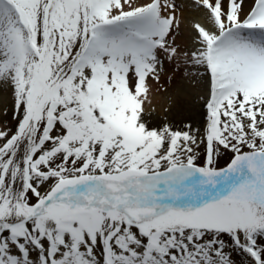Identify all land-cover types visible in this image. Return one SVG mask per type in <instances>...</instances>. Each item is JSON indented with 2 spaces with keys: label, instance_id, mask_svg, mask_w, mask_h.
<instances>
[{
  "label": "snow or ice",
  "instance_id": "1",
  "mask_svg": "<svg viewBox=\"0 0 264 264\" xmlns=\"http://www.w3.org/2000/svg\"><path fill=\"white\" fill-rule=\"evenodd\" d=\"M188 6L0 0V264H264V0H191L192 49ZM165 63L203 129L150 126Z\"/></svg>",
  "mask_w": 264,
  "mask_h": 264
},
{
  "label": "bare ground",
  "instance_id": "2",
  "mask_svg": "<svg viewBox=\"0 0 264 264\" xmlns=\"http://www.w3.org/2000/svg\"><path fill=\"white\" fill-rule=\"evenodd\" d=\"M177 2L181 3L182 6L189 5L185 8L184 16L187 17L188 20L182 23V35L179 38V42L188 49H192L195 47V44L193 40V33L190 30V24L188 21L199 20L201 23H204V19L202 13L197 12L195 8L190 6L191 0H177ZM171 74L172 65L165 63V71L161 73V80L159 84V88L161 90L159 92L155 91L157 85L154 82L149 81L152 85L153 91L150 96L151 104L146 105V110L151 111V121L159 124H162L165 121L170 122L171 124H180V122H182L181 125H183V122L192 123L194 118H198V121H201L202 117H199L201 111L199 112V104L196 102V97L207 95L206 89L204 88L191 91L190 95L185 98V103L181 108L168 110L167 95L175 87V85L170 83L168 80V77ZM180 83H183V81ZM164 89H168V93L164 92ZM2 105L3 104L0 103V109ZM193 112L195 113L193 114ZM3 123L4 122L0 120V128L4 127L5 123L2 125Z\"/></svg>",
  "mask_w": 264,
  "mask_h": 264
},
{
  "label": "rangeland",
  "instance_id": "3",
  "mask_svg": "<svg viewBox=\"0 0 264 264\" xmlns=\"http://www.w3.org/2000/svg\"><path fill=\"white\" fill-rule=\"evenodd\" d=\"M205 89V88H204ZM197 100L196 102L199 104V112L201 111L199 117H202L201 121H198V118H194L192 121V126L194 128L199 127L201 129H203L204 127V117H205V109L203 107V101L200 99V97H196ZM195 102V103H196ZM0 103L3 104L1 109H0V120H2L5 124H7L8 127L10 128H14L15 122L12 120V110H11V99L10 97L6 96L2 91H0ZM7 111V115H4V112ZM195 112H193L194 114ZM197 115V114H196ZM198 121V122H196ZM4 123L2 125H4ZM182 122H180V124L178 123H173V125L177 128L182 127L181 125ZM184 124V122H183ZM160 125L157 122H152V124L150 126H158ZM232 156L231 152H224L222 150V154L221 156L218 158V163H217V167H224L226 166L227 162H229L230 158ZM203 159V145H201V161L202 162ZM198 162V163H200ZM236 259H239V257H236Z\"/></svg>",
  "mask_w": 264,
  "mask_h": 264
}]
</instances>
